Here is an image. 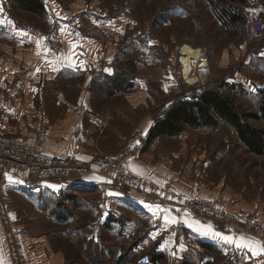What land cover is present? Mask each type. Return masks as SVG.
Wrapping results in <instances>:
<instances>
[{"label": "rangeland", "instance_id": "rangeland-1", "mask_svg": "<svg viewBox=\"0 0 264 264\" xmlns=\"http://www.w3.org/2000/svg\"><path fill=\"white\" fill-rule=\"evenodd\" d=\"M58 1L62 2L64 9L74 8L75 17L90 10L91 13L86 14H93L96 17L103 15L101 18H121L124 31L123 36L117 38L118 40L114 43L117 56L114 59V65L117 70L113 77L118 80L131 79V82L135 78L145 79L143 82L147 80L146 85L134 84L138 90L135 89L132 92L140 93L141 96H150L147 112L153 118L163 113V105L167 101L183 93L191 96L203 89V87L199 88V82L190 84L183 79L184 75L177 58L179 50L185 44L193 48H201L208 58L211 72L207 76L204 87L218 86L221 92L232 96L240 112H259L262 93L260 90H264V57L258 56L257 48L261 45L263 38L260 41L244 38L238 24H228L224 17L230 6L227 0H217V3L211 0ZM13 12L26 20V23L40 24L42 29L46 28L47 23L42 16L35 17L30 12L15 8ZM78 19L85 20L86 17L80 15ZM86 24L88 25L87 22ZM89 26L85 28L86 31H91ZM127 40L130 42L128 49L123 46ZM150 44H154L153 47L148 46ZM242 45L245 48L244 51ZM248 51L251 52L249 57L247 56ZM222 53L227 57L224 63L221 61ZM98 63L106 64L103 61L89 62L85 70L87 71V67H93ZM87 72L93 76V79L103 80L100 76L102 70ZM176 79L178 80L175 81ZM50 81L43 80L42 85L43 110L51 115L49 119L64 115L62 108L53 105L54 96L58 93H63L69 101H73L86 89H89L90 93H95V99L101 93L117 91L115 85H108L107 82L93 84V81L86 85L82 73H63ZM146 86L148 89L145 91ZM122 87L124 90L128 89L125 84ZM103 100L104 97H100L96 105H101ZM116 103L119 104L116 107L119 110L127 109L125 101L117 100ZM145 110V108L137 110L135 120L140 121L142 117L145 118L143 116ZM108 117L109 115L105 116L106 119ZM119 118H115V124L124 132L129 127L126 124L129 118ZM246 121L264 132L263 120L249 118ZM98 133L101 135L102 131ZM124 149H126L127 166L128 152L125 142L115 148L112 154ZM97 153L101 152L97 151ZM142 154L147 159L145 162L171 169L173 177L177 175L178 178L186 181L198 179L197 181L201 183L196 187L197 189L203 187L210 191L218 183H223L231 188L230 191L241 193L251 204L257 203L259 207L264 208V153L258 155L249 151L238 138L237 132L223 123L213 130L188 128L181 136L163 137ZM58 179L61 178L33 181L52 180L55 182ZM137 180L138 184L133 187L136 190L144 186L155 188L167 186L168 189L173 190L171 189L172 183L177 182L175 178H172L168 184L157 186L148 185L142 179L137 178ZM186 183L184 188L190 189ZM125 188V192L128 193V187ZM136 193L140 197L147 196L140 191ZM161 193L164 195L166 192H159V195ZM217 194H220V190ZM59 195L56 200L44 199L47 203H44L40 214L43 224L51 223L52 215L56 221L58 220L57 222H68L55 225L58 237L57 248L61 249L65 255L62 264L149 263L152 252L159 249H156L158 243L148 237L147 214L135 204L137 200L142 199L125 202L115 212L114 209L110 210V202L106 204L103 196L101 200L99 193L93 189L79 194L71 193L67 200L63 198L66 194L59 193ZM217 197L222 204L220 195ZM50 201L53 204H50ZM161 202L171 207L164 201L161 200ZM174 210L178 212L184 209ZM33 212L34 210L30 208L31 221H33ZM245 216L256 219L251 215ZM89 225H92V228L88 229ZM237 225L242 226L240 223ZM136 240L139 242L137 246L136 243L133 244ZM185 249L187 250L182 254L177 253L174 256L164 253L163 258L152 264H180L183 260L203 264L206 260L213 259H215V264H253L249 260L242 259L235 252L232 255L224 252L214 258L205 256L198 244Z\"/></svg>", "mask_w": 264, "mask_h": 264}, {"label": "crops", "instance_id": "crops-1", "mask_svg": "<svg viewBox=\"0 0 264 264\" xmlns=\"http://www.w3.org/2000/svg\"><path fill=\"white\" fill-rule=\"evenodd\" d=\"M211 1L217 3V0ZM30 2L31 7H27L28 0H0V133L23 136L31 131L44 130L45 155H72L81 159H90L97 151L110 155L115 148L125 142L129 171L138 179L146 181L148 185L162 186L175 178L177 182L173 181L171 189L188 197L220 195L221 205L225 209L239 213L243 217L254 216L264 223V208L259 207L257 203L251 204L241 193L230 191L229 186L218 183L210 191L203 187L197 189L196 187L201 183L197 181L198 179L186 181L178 178L177 175L173 177L171 169L166 166L145 162L147 159L142 153L163 138L155 139L144 149L155 118L147 112L150 96H141L140 93L137 94L132 90L136 89L134 84L146 85L147 80L143 82L145 79L135 78L133 82L131 79H125L124 84L128 89L101 93L97 99L95 93H90L89 89L83 90L82 94L73 101H69L63 93H58L54 96L53 105L62 108L64 115L49 119L51 115L43 110L42 105L43 80L52 81L59 74L69 72L82 73L86 85L93 81V84L107 82L108 85H112L117 70L114 65V59L117 57L114 43L117 38L123 36L124 24H121V18H101L103 15L96 17L93 14H86L91 13L90 10L75 17L74 8L64 9L62 2L58 0H38L34 2L35 5L32 4L33 1ZM227 3L230 6L229 11L225 12V19L232 16L245 17L247 13L255 12L264 20V0H227ZM13 8L30 12L35 17H44L46 28L42 29L40 24L26 23V20L14 14ZM80 15L86 19L79 20ZM88 26L91 31L85 30ZM262 38L261 45L257 48L259 57H264V37ZM129 43L127 40L123 46L128 49ZM74 44L78 47L73 48ZM153 45L148 46L153 47ZM242 49L245 50L243 45ZM204 55L206 56L205 53ZM250 55L251 52L248 51L247 56ZM225 56L222 53L223 63L227 58ZM102 61L107 64L100 74L103 80L93 79V76L85 70V66L89 62ZM145 61L148 62L146 59ZM72 64L76 66L73 67ZM144 89L146 91L147 86ZM100 97H104L103 103L96 105ZM117 100L125 101L127 109L116 108L119 105L116 103ZM172 100L167 101L163 106L169 105ZM143 108L146 109L143 114L145 118L142 117L140 121L135 120L137 110ZM107 114L108 119L105 118ZM119 117L129 118L126 123L129 127L124 132L115 124V118L120 119ZM100 131H102L101 135L98 133ZM181 135L182 133L178 136ZM9 176L0 186V264H62L65 255L57 248L58 237L55 225L68 222H57L58 220L56 221L52 215V222L43 224L41 209L47 200H56L60 196L59 193L66 194L63 198L67 200L71 193L79 194L90 189L98 192L101 200L102 196L108 195L109 199L105 203L110 202V210L114 209L115 212L125 202L142 199L137 200L135 204L147 214L148 237L158 243L156 247L159 248L156 250L158 253L173 256L177 253L182 254L188 246L205 241L216 245L223 253L235 252L242 259L249 260L253 264H264V252H259L257 249L254 253L247 247L224 244L220 239L201 235L187 224L186 240L176 241L173 234L168 232L170 224H166L163 217L170 215L180 218L185 215V210L177 212L163 205L161 200L166 195L161 196L157 191H150L151 186L137 189L147 195L137 197L135 193L138 191L135 188L130 189L128 193L118 189L110 174H73L55 182L52 180L24 182L12 176L9 180ZM185 183L190 189L184 188ZM52 185L61 187L57 189ZM219 190L220 194H217ZM50 204L53 203L50 201ZM57 204L58 202L55 206ZM145 204L160 205L162 209L171 211L153 215V211L145 207ZM30 208L38 212L37 214L33 212V221L29 214ZM187 212L190 213V218H195L203 224L213 225L215 231L236 238L244 236L247 239L260 241L241 225L230 228L217 222L213 216ZM155 218L160 219L157 225L153 222ZM89 228H92V225H89Z\"/></svg>", "mask_w": 264, "mask_h": 264}, {"label": "built area", "instance_id": "built-area-1", "mask_svg": "<svg viewBox=\"0 0 264 264\" xmlns=\"http://www.w3.org/2000/svg\"><path fill=\"white\" fill-rule=\"evenodd\" d=\"M243 28L248 38L259 41L264 35V20L255 12H249L244 18ZM180 52V50H179ZM180 69V53L178 56ZM192 62V73L200 87L205 86L207 76L211 72L208 58ZM105 63L94 64L87 67V71L94 72L103 70ZM185 81L187 79L183 76ZM104 126V123H102ZM46 134L44 130L31 131L23 136H9L0 133V186L8 175L18 178L24 182L35 179L66 178L70 175H83L87 173L110 174L114 185L125 192V187H135L138 184L136 176L131 174L126 166V149L110 155L94 152L90 159H81L76 156H47L44 154V141ZM7 174V175H6ZM156 189V190H155ZM150 191H165L166 197L162 201L171 205L174 209H184L194 214H205L227 227L233 228L238 223L252 232L261 242H264V223L261 220L248 218L235 212H231L219 202L217 196L185 197L180 193L168 189V187H151ZM109 199L103 196V201ZM49 218V216L47 217ZM159 219L154 222L159 223ZM187 226L183 222L170 224L168 232L173 234L176 241L185 240ZM252 229V230H251ZM232 255V252H229Z\"/></svg>", "mask_w": 264, "mask_h": 264}, {"label": "trees", "instance_id": "trees-1", "mask_svg": "<svg viewBox=\"0 0 264 264\" xmlns=\"http://www.w3.org/2000/svg\"><path fill=\"white\" fill-rule=\"evenodd\" d=\"M30 1H33L32 4L38 2V0H28L27 7H31ZM244 18L243 16H232L227 19V22L228 24H238L241 34L245 38L247 36L243 28ZM112 82L116 89H122L125 79L118 80L113 77ZM260 92L262 93L259 112H240L236 108L232 96L221 92L218 86L214 88L203 87L202 90L200 89L198 93L191 96L186 95V93L180 94L169 105L163 106V113L155 117V123L148 133L144 149L157 138L178 136L188 128L213 130L218 128L220 123H223L237 132L238 138L249 151L261 155L264 153V132L246 121L249 118L264 121V90H260ZM137 241L133 243H136V246L139 243ZM198 245L204 251L205 256L215 258L221 253L223 254L222 250L212 243L199 241ZM161 258H163V254L152 252L149 263L134 262L130 264H152ZM214 262L215 259L206 260L203 264H215ZM180 264L194 263L183 260Z\"/></svg>", "mask_w": 264, "mask_h": 264}, {"label": "snow or ice", "instance_id": "snow-or-ice-1", "mask_svg": "<svg viewBox=\"0 0 264 264\" xmlns=\"http://www.w3.org/2000/svg\"><path fill=\"white\" fill-rule=\"evenodd\" d=\"M38 47H39V42H38ZM76 47H78V45L74 44L73 48ZM71 66L75 67L76 65L72 64ZM37 71H39V69H37ZM137 143H139V141H137ZM133 170L135 171L136 169L134 168ZM8 178L9 180L12 179L11 176H9ZM52 187L58 189L61 186L52 185ZM161 195H163V193H161ZM185 199H189V197H185ZM145 207H148L150 210H152L153 215H157L159 212L171 211L170 209H162L160 205L145 204ZM163 219L166 224L183 222L187 224L188 227H192L195 231L199 232L201 235L210 236L213 239H220L224 244H235V246L237 247H247L250 251H253L254 253L257 251V249L259 250V252H264V242L254 239H247L244 236H240L239 238H236L233 235H227L215 231L213 225L203 224L201 221L196 220L195 218H190V213H188L187 210H185V215L183 217L177 218L174 216L165 215Z\"/></svg>", "mask_w": 264, "mask_h": 264}, {"label": "bare ground", "instance_id": "bare-ground-1", "mask_svg": "<svg viewBox=\"0 0 264 264\" xmlns=\"http://www.w3.org/2000/svg\"><path fill=\"white\" fill-rule=\"evenodd\" d=\"M206 60L203 51L199 48H193L188 44H185L180 49V63L182 66V73L190 84H195L196 77L192 73V62L198 60ZM137 195V193H135ZM134 195V196H135ZM140 197V196H137Z\"/></svg>", "mask_w": 264, "mask_h": 264}]
</instances>
